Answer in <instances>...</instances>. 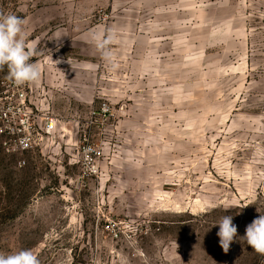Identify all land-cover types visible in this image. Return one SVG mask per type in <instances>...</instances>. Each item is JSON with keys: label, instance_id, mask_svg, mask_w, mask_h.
<instances>
[{"label": "rangeland", "instance_id": "1", "mask_svg": "<svg viewBox=\"0 0 264 264\" xmlns=\"http://www.w3.org/2000/svg\"><path fill=\"white\" fill-rule=\"evenodd\" d=\"M0 12L26 21L41 70L30 99L57 119L44 154L0 139V252L264 264L246 243L224 253L213 226L231 215L243 236L264 215V0H0ZM108 32L111 61L93 39ZM83 139L95 176H81Z\"/></svg>", "mask_w": 264, "mask_h": 264}, {"label": "clouds", "instance_id": "2", "mask_svg": "<svg viewBox=\"0 0 264 264\" xmlns=\"http://www.w3.org/2000/svg\"><path fill=\"white\" fill-rule=\"evenodd\" d=\"M25 23L17 15L0 12V71L6 67V78L17 86L38 82L41 76L39 65L30 62L35 55V46L26 41L23 28ZM93 39L104 59L111 61V53L105 49L114 39V34H94ZM60 62L55 61L56 64ZM216 225L219 227L216 233L219 245L224 253L229 251L233 243L239 242L246 243L256 253L264 256V215H259L247 224L243 236L238 235V227L233 223L231 215H224L213 226ZM0 264H40V261L31 249H22L10 254L0 252Z\"/></svg>", "mask_w": 264, "mask_h": 264}, {"label": "built area", "instance_id": "3", "mask_svg": "<svg viewBox=\"0 0 264 264\" xmlns=\"http://www.w3.org/2000/svg\"><path fill=\"white\" fill-rule=\"evenodd\" d=\"M29 83L17 86L11 81H2L0 90V139L2 149L8 154H44L53 142L57 131V119L32 103ZM82 177L95 176L98 172V150L83 139L80 147ZM25 164L19 159V167Z\"/></svg>", "mask_w": 264, "mask_h": 264}, {"label": "crops", "instance_id": "4", "mask_svg": "<svg viewBox=\"0 0 264 264\" xmlns=\"http://www.w3.org/2000/svg\"><path fill=\"white\" fill-rule=\"evenodd\" d=\"M36 105V104H35Z\"/></svg>", "mask_w": 264, "mask_h": 264}]
</instances>
